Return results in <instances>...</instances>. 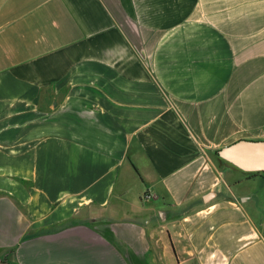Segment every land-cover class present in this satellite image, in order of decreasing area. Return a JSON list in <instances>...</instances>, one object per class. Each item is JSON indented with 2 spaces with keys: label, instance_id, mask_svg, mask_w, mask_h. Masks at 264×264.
I'll return each instance as SVG.
<instances>
[{
  "label": "crops",
  "instance_id": "1",
  "mask_svg": "<svg viewBox=\"0 0 264 264\" xmlns=\"http://www.w3.org/2000/svg\"><path fill=\"white\" fill-rule=\"evenodd\" d=\"M264 0H0V264H264Z\"/></svg>",
  "mask_w": 264,
  "mask_h": 264
},
{
  "label": "water",
  "instance_id": "2",
  "mask_svg": "<svg viewBox=\"0 0 264 264\" xmlns=\"http://www.w3.org/2000/svg\"><path fill=\"white\" fill-rule=\"evenodd\" d=\"M217 156L243 172L264 173V140H239L220 148Z\"/></svg>",
  "mask_w": 264,
  "mask_h": 264
},
{
  "label": "trees",
  "instance_id": "3",
  "mask_svg": "<svg viewBox=\"0 0 264 264\" xmlns=\"http://www.w3.org/2000/svg\"><path fill=\"white\" fill-rule=\"evenodd\" d=\"M259 173V172H258ZM257 174V173H256Z\"/></svg>",
  "mask_w": 264,
  "mask_h": 264
}]
</instances>
